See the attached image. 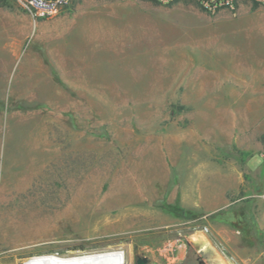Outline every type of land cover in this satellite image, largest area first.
Masks as SVG:
<instances>
[{
	"label": "rangeland",
	"instance_id": "rangeland-1",
	"mask_svg": "<svg viewBox=\"0 0 264 264\" xmlns=\"http://www.w3.org/2000/svg\"><path fill=\"white\" fill-rule=\"evenodd\" d=\"M192 147L244 178L212 217L177 200ZM253 158L264 161V4L72 0L34 21L0 0V264L105 250L128 264H212L215 251L264 264Z\"/></svg>",
	"mask_w": 264,
	"mask_h": 264
},
{
	"label": "crops",
	"instance_id": "crops-1",
	"mask_svg": "<svg viewBox=\"0 0 264 264\" xmlns=\"http://www.w3.org/2000/svg\"><path fill=\"white\" fill-rule=\"evenodd\" d=\"M53 60V70H59L65 78L64 64L68 58L61 53L60 58L55 57ZM65 83L74 84L68 81ZM188 154L193 159L186 166L184 178L180 177L181 184H178L177 200L180 208L195 214L202 213L206 218L229 209L232 204L229 195L240 191L243 185L242 172L235 164L222 163L211 159L206 153H197L194 147L188 150ZM197 155L201 156L197 158ZM249 164L254 170H259L264 166V161L260 163L253 158Z\"/></svg>",
	"mask_w": 264,
	"mask_h": 264
},
{
	"label": "built area",
	"instance_id": "built-area-1",
	"mask_svg": "<svg viewBox=\"0 0 264 264\" xmlns=\"http://www.w3.org/2000/svg\"><path fill=\"white\" fill-rule=\"evenodd\" d=\"M33 19H51L60 16L70 9L72 0H14ZM164 5L177 0H152ZM201 10L215 14L223 10L235 12L245 0H191ZM257 4H264V0H247ZM264 198V197H263Z\"/></svg>",
	"mask_w": 264,
	"mask_h": 264
},
{
	"label": "bare ground",
	"instance_id": "bare-ground-1",
	"mask_svg": "<svg viewBox=\"0 0 264 264\" xmlns=\"http://www.w3.org/2000/svg\"><path fill=\"white\" fill-rule=\"evenodd\" d=\"M191 241L201 246V251H215L208 238L202 233L191 235ZM194 243V244H195ZM32 264H128L127 255L122 250H105L81 252L69 256L57 254L37 255ZM212 264H230L225 258L215 251Z\"/></svg>",
	"mask_w": 264,
	"mask_h": 264
},
{
	"label": "flooded vegetation",
	"instance_id": "flooded-vegetation-1",
	"mask_svg": "<svg viewBox=\"0 0 264 264\" xmlns=\"http://www.w3.org/2000/svg\"><path fill=\"white\" fill-rule=\"evenodd\" d=\"M139 258H146V257H143V256H139V255H137V256L134 258L133 264H138V259H139ZM145 264H149V261L147 260V261L145 262Z\"/></svg>",
	"mask_w": 264,
	"mask_h": 264
},
{
	"label": "water",
	"instance_id": "water-1",
	"mask_svg": "<svg viewBox=\"0 0 264 264\" xmlns=\"http://www.w3.org/2000/svg\"><path fill=\"white\" fill-rule=\"evenodd\" d=\"M147 258H139L138 259V264H145V262L147 261Z\"/></svg>",
	"mask_w": 264,
	"mask_h": 264
},
{
	"label": "trees",
	"instance_id": "trees-1",
	"mask_svg": "<svg viewBox=\"0 0 264 264\" xmlns=\"http://www.w3.org/2000/svg\"><path fill=\"white\" fill-rule=\"evenodd\" d=\"M183 211H186V210H183ZM212 217V216H211Z\"/></svg>",
	"mask_w": 264,
	"mask_h": 264
}]
</instances>
